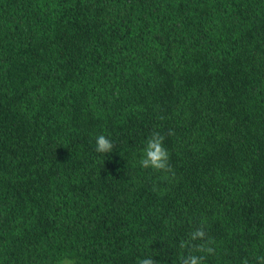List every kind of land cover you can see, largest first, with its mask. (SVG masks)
Instances as JSON below:
<instances>
[{
  "label": "trees",
  "instance_id": "1",
  "mask_svg": "<svg viewBox=\"0 0 264 264\" xmlns=\"http://www.w3.org/2000/svg\"><path fill=\"white\" fill-rule=\"evenodd\" d=\"M189 252L264 257V0H0V264Z\"/></svg>",
  "mask_w": 264,
  "mask_h": 264
},
{
  "label": "clouds",
  "instance_id": "2",
  "mask_svg": "<svg viewBox=\"0 0 264 264\" xmlns=\"http://www.w3.org/2000/svg\"><path fill=\"white\" fill-rule=\"evenodd\" d=\"M172 132L169 131L168 135ZM165 136L159 131H154L149 138L146 140L145 147L143 149V156L139 161V164L144 169H153L158 172L171 173L174 175L173 169L169 163L170 156L167 148L164 146ZM115 148L113 142L101 134L96 137V152L101 154L111 153ZM200 240V244H192L191 247L195 253L213 254L215 249L210 246L211 242L207 238V233L204 229L203 224L201 227L195 229L190 233L188 242H182L181 247L185 248L189 246L190 242ZM205 259L204 255H197L189 252L188 255L180 258L181 264H203ZM259 264H264V257H259ZM59 264H75L74 259L70 257H64L59 261ZM137 264H159V261L154 259L152 256H142L138 258ZM244 264H247L245 260Z\"/></svg>",
  "mask_w": 264,
  "mask_h": 264
}]
</instances>
